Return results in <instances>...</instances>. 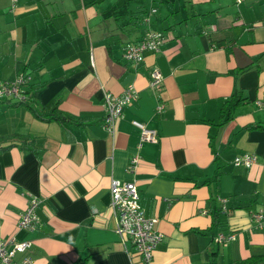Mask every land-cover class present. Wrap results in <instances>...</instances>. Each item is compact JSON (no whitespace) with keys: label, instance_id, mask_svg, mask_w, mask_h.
Masks as SVG:
<instances>
[{"label":"crops","instance_id":"crops-1","mask_svg":"<svg viewBox=\"0 0 264 264\" xmlns=\"http://www.w3.org/2000/svg\"><path fill=\"white\" fill-rule=\"evenodd\" d=\"M147 29L163 32L158 49L123 59ZM19 72L32 98L0 101V135L32 138L0 149V239H28V264H146L113 229L110 177L132 179L154 217L150 264L264 252L250 215L264 200V0H0V79ZM127 85L135 97L108 129L103 94ZM54 98L61 115L48 119L40 107ZM132 119L156 139L138 143ZM244 151L255 160L233 165ZM31 196L36 222L19 227ZM218 231L233 237L217 242Z\"/></svg>","mask_w":264,"mask_h":264},{"label":"built area","instance_id":"built-area-1","mask_svg":"<svg viewBox=\"0 0 264 264\" xmlns=\"http://www.w3.org/2000/svg\"><path fill=\"white\" fill-rule=\"evenodd\" d=\"M11 5L14 0H10ZM153 11L154 8H150ZM163 34L156 30H146L141 37L135 41H127L123 47L121 56L123 59L137 63L145 51H155L162 41ZM150 86H157L160 82L161 75L157 68H151L148 72ZM29 79V74L19 72L13 78L0 80V97L13 96L18 100H25L26 93L19 90L18 84ZM135 88L127 85L119 94H103V126L111 129L114 119L120 115L124 103L135 97ZM255 104L263 105L264 103L256 101ZM159 110L162 104L156 105ZM137 129L138 143L144 140H155L157 137L156 129L146 126L143 122L136 119L130 121ZM135 155L129 158L127 167L132 169L136 162ZM255 160V154L252 152H241L232 157L233 165L248 166ZM109 203L108 208L113 216V229L116 233L127 238L133 248L136 257L146 264H150L154 245L161 237V233L153 227L154 217L146 216L138 201L137 189L132 179L109 178L108 182ZM37 198L31 196L26 205L19 213L16 225L19 227L31 228L36 222V215L33 207ZM255 226L264 230V200L262 205L256 210L251 211ZM231 232L215 233L217 242L225 241L232 238ZM30 241L28 239H14L12 236L0 239V264H28L29 256L26 254L15 259L16 252L26 251Z\"/></svg>","mask_w":264,"mask_h":264},{"label":"trees","instance_id":"trees-1","mask_svg":"<svg viewBox=\"0 0 264 264\" xmlns=\"http://www.w3.org/2000/svg\"><path fill=\"white\" fill-rule=\"evenodd\" d=\"M148 30H154V29H147V31ZM156 31H159V30H156ZM161 33L163 34V32H161ZM140 37H141V35L139 36V38ZM21 71H23V70H21ZM13 77H11V78H13ZM0 80H3V79H0ZM27 85H28V79L26 81H23V82L18 84L19 90L26 93L25 100L21 101V100H18L16 97H13V96H3V97H0V101L6 102L8 105H13V106H14V104L16 105V104H20V103L21 104L22 103L27 104V102H26L27 99L29 97L32 98V94H29L28 90L26 89ZM57 100H58L57 98H54L53 100H50L46 105L40 107L43 116L46 115V117L49 119V118H57L61 115L60 112L56 109ZM229 107H230L229 102L226 101L223 104V107L221 109L222 115L223 114H224V116L228 115ZM31 138H32L31 136L24 135V134L10 135V136L0 135V149L5 148L9 145H14V144H16L18 146H25L27 143L30 142ZM219 222H220V219L215 214L214 217L212 218V225L215 227H219L220 226ZM15 254H18L19 255L18 258H20L22 255L26 254V251H23V253L22 252H16ZM208 264H264V252L250 254L247 257H244L241 259H236V260H233V261L228 262V263H216V262L214 263V262L210 261Z\"/></svg>","mask_w":264,"mask_h":264},{"label":"rangeland","instance_id":"rangeland-1","mask_svg":"<svg viewBox=\"0 0 264 264\" xmlns=\"http://www.w3.org/2000/svg\"><path fill=\"white\" fill-rule=\"evenodd\" d=\"M9 114H3V113H0V127H5L7 128L8 125H9ZM5 120V122L1 123V121Z\"/></svg>","mask_w":264,"mask_h":264}]
</instances>
